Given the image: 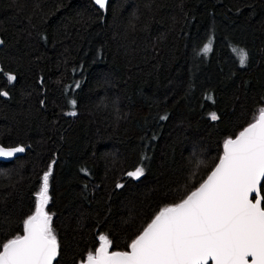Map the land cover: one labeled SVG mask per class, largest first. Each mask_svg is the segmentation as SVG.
<instances>
[{
	"label": "trees",
	"instance_id": "16d2710c",
	"mask_svg": "<svg viewBox=\"0 0 264 264\" xmlns=\"http://www.w3.org/2000/svg\"><path fill=\"white\" fill-rule=\"evenodd\" d=\"M0 37V244L51 165L53 264L128 251L264 108V0H0Z\"/></svg>",
	"mask_w": 264,
	"mask_h": 264
},
{
	"label": "snow or ice",
	"instance_id": "6c2138e0",
	"mask_svg": "<svg viewBox=\"0 0 264 264\" xmlns=\"http://www.w3.org/2000/svg\"><path fill=\"white\" fill-rule=\"evenodd\" d=\"M106 2L95 0L102 9ZM200 51L206 54L210 44ZM233 51L245 65L246 50ZM210 116L217 119L215 113ZM253 120L235 139L224 141L219 162L194 191L160 209L128 245L130 251L110 252V241L100 235L99 247L89 251L84 264H264V108ZM23 151L0 147V157ZM50 173L51 165L42 176L35 211L23 222V235L0 244V264H53L58 255L51 217L44 210ZM142 174L139 167L128 173Z\"/></svg>",
	"mask_w": 264,
	"mask_h": 264
},
{
	"label": "water",
	"instance_id": "95a60500",
	"mask_svg": "<svg viewBox=\"0 0 264 264\" xmlns=\"http://www.w3.org/2000/svg\"><path fill=\"white\" fill-rule=\"evenodd\" d=\"M94 1V4L97 6V7H99V5H97L96 3H95V0H93ZM108 2H109V0H107V2H106V6H107V4H108ZM105 6V7H106ZM100 8V7H99ZM2 45H3V41H2V39H1V37H0V48L2 47ZM3 93H5V92H3ZM2 93V95L3 96H5L4 94ZM258 116V115H257ZM254 122V121H253ZM252 123V122H251ZM248 126V125H247ZM246 126V127H247ZM236 137V136H235ZM235 137L234 138H232V139H235ZM0 147H3V148H5L6 150L7 149H10V148H14V147H5V146H3V145H1L0 144ZM223 150H224V145H223ZM22 152H18V153H14V155L13 156H11V157H0V161H11V160H13L14 158H16L17 156H19L20 154H21ZM219 162V161H218ZM217 162V163H218ZM212 171V170H211ZM210 174V173H209ZM207 178V177H206ZM250 198H253L254 199V195L252 196V197H250ZM263 206V205H262ZM44 210H45V206H44ZM128 251H130V249L128 250ZM86 261V260H85ZM85 261H83V262H81L80 264H84V262ZM208 264H212V262L211 261H209L208 262Z\"/></svg>",
	"mask_w": 264,
	"mask_h": 264
},
{
	"label": "rangeland",
	"instance_id": "374dc122",
	"mask_svg": "<svg viewBox=\"0 0 264 264\" xmlns=\"http://www.w3.org/2000/svg\"><path fill=\"white\" fill-rule=\"evenodd\" d=\"M46 212V211H45ZM47 213V212H46ZM48 214V213H47ZM49 215V214H48Z\"/></svg>",
	"mask_w": 264,
	"mask_h": 264
}]
</instances>
